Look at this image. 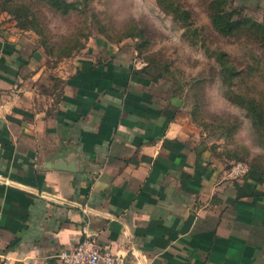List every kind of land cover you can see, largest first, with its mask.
<instances>
[{"label": "crops", "instance_id": "1", "mask_svg": "<svg viewBox=\"0 0 264 264\" xmlns=\"http://www.w3.org/2000/svg\"><path fill=\"white\" fill-rule=\"evenodd\" d=\"M0 15V264H59L85 231L124 264H264V175L210 160L182 102L128 45L53 87Z\"/></svg>", "mask_w": 264, "mask_h": 264}, {"label": "rangeland", "instance_id": "2", "mask_svg": "<svg viewBox=\"0 0 264 264\" xmlns=\"http://www.w3.org/2000/svg\"><path fill=\"white\" fill-rule=\"evenodd\" d=\"M219 1L230 17L250 23L264 19V0ZM208 3L62 0L64 8H56L46 0H0V15L34 37L45 79L55 88L69 61L86 48L106 41L132 47L143 69L183 103L210 160L228 168L246 163L264 174V124L252 118L238 97L249 92L264 105V67L256 63L264 49L250 36L221 35L212 25ZM223 51L237 69L242 63L246 73L235 76L231 69L224 70Z\"/></svg>", "mask_w": 264, "mask_h": 264}, {"label": "trees", "instance_id": "3", "mask_svg": "<svg viewBox=\"0 0 264 264\" xmlns=\"http://www.w3.org/2000/svg\"><path fill=\"white\" fill-rule=\"evenodd\" d=\"M46 1L51 6H54L56 8H64L63 7L64 5L61 4L62 0H46ZM221 3L222 1H219V0H214V1L210 0V3L207 4V8L210 11V17H211L212 25L214 26V28L221 35H224V36L231 35L233 33L234 34L239 33V34H243L244 36H250L252 37L251 40L253 43H255L258 47L264 49V19L262 22L251 21L250 23L247 21H243L241 18L236 19L234 17H230L231 15H229V11L224 9ZM68 6H69L68 4L65 5L66 8H68ZM220 54L223 57L221 64L223 65L224 70L231 69L232 71L237 73L235 74V76L241 74V71L243 73H246L245 71L247 70L245 67L241 66L242 63H238L237 65L238 69H237L236 64L234 63L235 61L232 60V58L225 51L220 52ZM256 63L258 66H261L260 68H263L264 67V57L257 59ZM233 67H235V69ZM144 71L147 72L146 70ZM225 76L226 75L222 77V79L224 78L223 80H225ZM261 79L264 82V76H262ZM258 80L260 79L258 78ZM238 95H239L238 97L240 98L239 100L242 99L243 102L245 101L246 104L248 105V111L249 113L252 112L250 113L253 116L252 118H254V120L255 119L258 120L261 123V125H263L264 124V105L259 100H257L254 95H250L249 92L245 94L239 93ZM250 170H256V169L249 167V171ZM261 174L264 175L263 173Z\"/></svg>", "mask_w": 264, "mask_h": 264}, {"label": "built area", "instance_id": "4", "mask_svg": "<svg viewBox=\"0 0 264 264\" xmlns=\"http://www.w3.org/2000/svg\"><path fill=\"white\" fill-rule=\"evenodd\" d=\"M249 172L246 163L235 162L229 167L232 178H243ZM59 264H124V256L101 246L96 233L85 231L81 239L71 248L57 254Z\"/></svg>", "mask_w": 264, "mask_h": 264}]
</instances>
